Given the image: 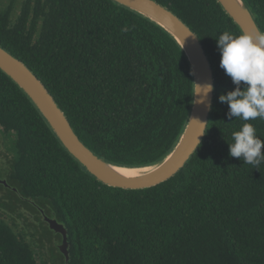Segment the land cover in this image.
I'll return each instance as SVG.
<instances>
[{"label": "trees", "instance_id": "16d2710c", "mask_svg": "<svg viewBox=\"0 0 264 264\" xmlns=\"http://www.w3.org/2000/svg\"><path fill=\"white\" fill-rule=\"evenodd\" d=\"M155 1L193 30L214 73L197 150L156 186L104 185L0 70V133L13 152L3 179L64 226L69 254L66 262L54 239L61 235L37 210L42 236L52 237L50 261L38 262L24 232L0 217V264H264V162L229 156L227 143L244 122L226 117L228 105L218 100L234 85L215 39L241 31L216 0ZM244 2L264 31V0ZM0 46L32 70L79 139L111 164L159 163L184 130L193 80L183 51L160 26L112 0H18L17 11L12 0L0 7ZM248 123L264 140V120Z\"/></svg>", "mask_w": 264, "mask_h": 264}, {"label": "water", "instance_id": "95a60500", "mask_svg": "<svg viewBox=\"0 0 264 264\" xmlns=\"http://www.w3.org/2000/svg\"><path fill=\"white\" fill-rule=\"evenodd\" d=\"M112 1L149 19L176 41L191 69L193 95L196 91L195 84L210 83L213 85V91L207 98V102L212 108L215 86L214 73L205 50L193 30L170 9L155 0ZM216 1L238 26L241 33L255 34L258 30L261 31L244 0ZM0 70L28 97L63 148L85 171L100 183L114 188L145 189L165 182L177 174L192 157L204 137L205 133L199 135L202 130H199L195 121L205 122L204 129H206L211 111V108L209 109L206 104L195 102L199 99L198 96H192L187 123L171 152L159 163L137 168H150V170L129 177L121 175L114 168H135L111 164L88 148L74 132L67 117L38 77L24 62L1 46ZM0 183L5 184L6 182L0 180ZM44 219L50 230L61 235L58 249L67 262L69 254L66 229L54 219L48 217H44Z\"/></svg>", "mask_w": 264, "mask_h": 264}, {"label": "clouds", "instance_id": "9594fccd", "mask_svg": "<svg viewBox=\"0 0 264 264\" xmlns=\"http://www.w3.org/2000/svg\"><path fill=\"white\" fill-rule=\"evenodd\" d=\"M216 46L220 53L219 66L234 85L233 90L218 96L221 103L228 105L225 114L229 119L239 118L244 123L239 130L233 131L232 142L228 144V154L241 159L244 163L259 166L264 162V140L256 135V129L248 123L257 118L264 120V31L255 34H235L224 31L218 36ZM198 96L196 103L206 104L208 95L213 91V85L195 84ZM203 135L205 122L195 121Z\"/></svg>", "mask_w": 264, "mask_h": 264}, {"label": "flooded vegetation", "instance_id": "af4514ba", "mask_svg": "<svg viewBox=\"0 0 264 264\" xmlns=\"http://www.w3.org/2000/svg\"><path fill=\"white\" fill-rule=\"evenodd\" d=\"M0 180H4L6 183L2 184L7 190H11V192L0 190V217H4L8 219L11 223V227H15L19 229V231H23L24 234H29L33 236L34 234H39L42 240L46 241L47 236H42L45 232V226L42 224V221L37 219L38 210L40 212L42 220L46 223L44 217V213L37 208V206L30 200L24 199L17 194V190L15 187H11L6 181V179L1 178ZM11 195L13 197V204L10 205V199L7 197ZM44 231V232H43ZM48 235V234H47ZM52 237L48 236V241H46L47 246H49L52 242ZM43 246V245H42Z\"/></svg>", "mask_w": 264, "mask_h": 264}, {"label": "rangeland", "instance_id": "374dc122", "mask_svg": "<svg viewBox=\"0 0 264 264\" xmlns=\"http://www.w3.org/2000/svg\"><path fill=\"white\" fill-rule=\"evenodd\" d=\"M12 0H0V7H6L10 5ZM18 9V0H14V10L17 11ZM12 154V155H11ZM13 152L10 148V141L6 139V137H3L0 133V179L3 178V171L7 168V164H9V161L12 159ZM3 220L9 225L11 223L8 221V219L2 217ZM15 231H19V229L12 227ZM25 238L30 244L32 245L34 249V254L38 262L46 261L47 263L49 260V252H48V246L46 241L44 240L43 246H41V237L39 234H36L35 236H30L29 234H24ZM56 240V245L59 246L60 242L57 238H54ZM51 245V244H50Z\"/></svg>", "mask_w": 264, "mask_h": 264}, {"label": "bare ground", "instance_id": "6f19581e", "mask_svg": "<svg viewBox=\"0 0 264 264\" xmlns=\"http://www.w3.org/2000/svg\"><path fill=\"white\" fill-rule=\"evenodd\" d=\"M114 170L120 173L121 175L130 177V176H137L139 175L140 172L150 170V168H141V169L114 168Z\"/></svg>", "mask_w": 264, "mask_h": 264}]
</instances>
